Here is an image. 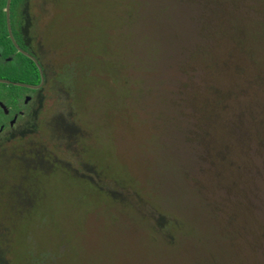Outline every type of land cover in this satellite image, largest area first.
Segmentation results:
<instances>
[{"label":"rangeland","instance_id":"obj_1","mask_svg":"<svg viewBox=\"0 0 264 264\" xmlns=\"http://www.w3.org/2000/svg\"><path fill=\"white\" fill-rule=\"evenodd\" d=\"M59 1L48 8L58 13L49 35L68 87L48 88L42 134L30 140L53 141L58 160L26 168L8 159L14 147L0 159L13 264H264V15L255 2ZM213 87L226 98L214 100ZM59 112L55 123L80 126L79 140L55 132ZM110 189L134 204H116ZM140 204L184 221L176 242L146 225Z\"/></svg>","mask_w":264,"mask_h":264},{"label":"trees","instance_id":"obj_2","mask_svg":"<svg viewBox=\"0 0 264 264\" xmlns=\"http://www.w3.org/2000/svg\"><path fill=\"white\" fill-rule=\"evenodd\" d=\"M251 1L255 2L253 4L257 5L260 12L264 15V0ZM6 6L7 0H0V77L39 84L42 80L39 67L34 60L18 50L10 36ZM50 6L60 9L61 3L59 0H11L10 23L15 40L20 47L36 56L44 72V83L36 89H30L29 87L13 83L0 82V101L6 106L11 107L12 110L15 107L24 105L25 92L32 91L34 93L31 102L27 105L26 114L21 118V122L15 130L12 129L13 131L9 133L0 131V159L1 155H4L7 149L14 147L11 153H6L8 159H18L26 168L34 167L44 169L41 167L40 162L54 159L58 160L53 155L51 147L53 146V141H30L42 134L40 120L41 114L46 106L48 88L57 87L64 90L68 87L65 86L66 80L64 77L60 75L66 63L65 58L63 59L64 55L57 50L55 45L56 39L49 35L54 27H56V21L58 20V13L48 15V8ZM45 14L48 16L47 19L45 18ZM122 14L119 17L118 23H123L125 20V15L124 13ZM129 16H133L131 11ZM260 24L261 27L264 26V19ZM237 42L239 48L243 50L245 44L239 35ZM247 55L254 59L257 58L256 56L259 55V52L249 49ZM213 89L215 92L214 100H216V97L218 101L221 98H226L228 91H223L218 87H213ZM58 114L59 116H55L52 121L55 132L57 127H61L62 130L66 129L65 137L68 144L72 140H79V132L82 131L81 127L74 123L64 124L65 126L59 123L56 124L55 121L57 118H62V113L59 112ZM4 119H6L5 113L0 105V122ZM62 136V134L57 135V140L62 139ZM28 143H32L33 145L30 146ZM219 150H216V152H219ZM32 156L34 157L33 160ZM90 169L94 170L92 167ZM98 174L97 176L99 178ZM109 192L115 203L121 204L122 207L123 205L134 204L131 200L127 203L128 200L120 197L115 190L110 189ZM25 205H30V203L26 202ZM136 207L142 213L146 225L152 226L156 230L155 232L160 233L168 242L174 243L177 241V234L184 225V221L180 217L162 211L159 207L149 209L146 204H140ZM7 231H9V228L0 224V264H13V256L10 254L11 249L8 245H5V242H7L5 236L8 237Z\"/></svg>","mask_w":264,"mask_h":264},{"label":"flooded vegetation","instance_id":"obj_3","mask_svg":"<svg viewBox=\"0 0 264 264\" xmlns=\"http://www.w3.org/2000/svg\"><path fill=\"white\" fill-rule=\"evenodd\" d=\"M30 89H36V88H30ZM33 96H34V93L32 91L25 92L24 105H20L18 107H15L13 110H12L11 107L6 106L2 101H0V105L3 108V110H4L5 118H6L2 122H0V131H4V132L9 133V132L13 131L12 129L15 130L17 125H19V123L21 122V118L26 114V111H27V108H28L27 105H29V103L31 102Z\"/></svg>","mask_w":264,"mask_h":264},{"label":"water","instance_id":"obj_4","mask_svg":"<svg viewBox=\"0 0 264 264\" xmlns=\"http://www.w3.org/2000/svg\"><path fill=\"white\" fill-rule=\"evenodd\" d=\"M10 8H11V0H7L6 11H7V23H8V29H9L10 36L13 39V41H14L15 45L17 46V48L22 53H24V54L28 55L29 57H31L34 60V62L37 64V66L39 67V69L41 71L42 80H41V82L39 84H33V83H27V82H23V81L11 80V79H8V78L0 77V82L13 83V84H18V85H22V86H26V87H30V88H38V87L42 86L43 83H44V72H43V69H42V65L39 63V60L36 58V56L30 54L28 51H26L23 48H21L18 45L17 41L15 40L13 31H12V27H11V23H10Z\"/></svg>","mask_w":264,"mask_h":264}]
</instances>
